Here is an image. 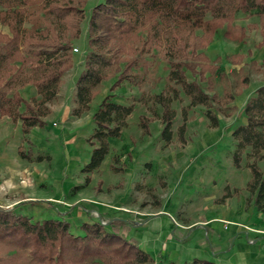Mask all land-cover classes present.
I'll return each instance as SVG.
<instances>
[{
  "label": "rangeland",
  "instance_id": "1",
  "mask_svg": "<svg viewBox=\"0 0 264 264\" xmlns=\"http://www.w3.org/2000/svg\"><path fill=\"white\" fill-rule=\"evenodd\" d=\"M104 1L85 0L83 4L80 34L72 41V47L78 52L72 49V58H75L71 66L74 84L83 70L88 52L85 26L90 12ZM257 22L255 17L242 13L236 15L233 24L245 30L241 41L226 39L224 30H217V36L212 41L214 45H208L203 51L208 61L217 65L218 73L221 72L213 77L211 89L202 82V77L185 72L188 81L195 80L205 92L215 94L217 102L209 110L217 117L218 125L211 126L204 106L190 108L181 131L183 144L178 135V126L183 123L181 109L188 104L183 93H180V102L172 103L176 117L169 144L161 137L157 119L152 118L146 123V131L142 127L141 118H151L145 99L160 93L165 87L167 63L160 53L147 58L145 71H142L144 79L138 80L139 87L124 81L110 90L114 77L102 81L89 109L80 117L72 115L76 107L72 84L63 85L61 91L58 90L59 96L47 105L49 110L50 105L52 109L44 118L45 124L32 128L26 135L22 133L19 121L16 124L8 117L0 116V208L31 221L48 218L62 220L68 223L74 235H83L80 228L83 223L99 222L105 230H109V223L117 219L133 229L131 225L140 227L147 221L157 220L161 214H167L177 223L194 226L193 236L186 244L202 238L201 254L196 259L213 262L217 257L220 261L224 260L226 254L237 250V245L230 250L231 243L226 244L225 237L216 241L211 231L206 235L204 228H198L202 226V219L226 214L237 223L264 228V212L259 215L253 196L247 189L251 179L247 160L243 157L238 166L234 164L235 142L231 137L232 131L243 123L242 109L252 96L251 91L264 84V73L256 71L251 65V62L264 60V45H259L261 38ZM3 30L4 26L0 25L1 34ZM223 40H227L228 45H224ZM232 51L234 54H231ZM238 55L242 58L241 62L233 63L231 60L236 61ZM10 66L19 67L14 62ZM70 72L71 68L63 75H70ZM244 76L249 78L245 87L241 83ZM0 79V84H3L8 76L1 75ZM12 92L26 101L37 98L31 83L15 87ZM228 94L231 99H228ZM107 95L112 102L133 104V110L120 135L108 138V152L100 166L89 170L85 167L93 148L89 142L95 128L92 115ZM23 109L22 105L19 111ZM262 165L259 162L261 168ZM93 202L100 204L101 208L116 206L127 214L118 212L110 217L104 216L102 209ZM213 228L216 233L220 232V223H212L210 230ZM230 231L231 227L226 234L229 235ZM241 236L234 239L250 245L245 233L242 232ZM257 246L264 251V237L260 238ZM204 249L210 254L202 251ZM164 254L157 249L154 262H185H179L177 255H170L165 263ZM0 264H28V257L24 251L0 242Z\"/></svg>",
  "mask_w": 264,
  "mask_h": 264
},
{
  "label": "trees",
  "instance_id": "2",
  "mask_svg": "<svg viewBox=\"0 0 264 264\" xmlns=\"http://www.w3.org/2000/svg\"><path fill=\"white\" fill-rule=\"evenodd\" d=\"M84 2L0 0V25L8 30L0 33V76H8L0 84V116L19 121L24 135L45 124L50 112L47 105L55 99L62 75L72 66V41L80 34ZM238 13L257 18L259 45H264V0H105L97 4L87 21L88 52L74 84L72 115L80 117L89 109L102 81L114 77L110 90L124 81L139 87L147 58L160 53L167 63L165 87L145 99L151 118H141L144 131L146 123L157 119L162 139L171 142L176 117L172 103L182 100L180 93L188 99L181 109L183 123L178 126L182 144L181 131L190 108L204 106L211 126H217L218 119L209 110L217 102L215 94L205 92L195 80L188 81L185 72L202 77L211 89L213 77L221 72L203 51L219 29L224 30L226 39H243L244 28L233 24ZM134 54L137 56H130ZM236 59L231 61L239 63L242 58L238 55ZM13 62L19 65L17 69L10 66ZM251 65L264 73V60ZM248 81L244 76L241 83L245 87ZM27 83L33 85L37 96L29 101L12 92ZM132 110L133 104L112 102L109 95L101 100L92 115L95 128L89 142L93 148L86 169L100 166L108 152V138L120 135ZM242 112L244 123L231 133L235 142L232 158L236 166L243 157L247 160L251 173L247 189L255 208L264 211V84L254 90ZM109 225L105 230L99 222L83 223V235H74L62 220L31 221L0 208V242L24 251L28 264H161L128 237L131 228L127 223L115 219ZM183 264L215 263L194 258Z\"/></svg>",
  "mask_w": 264,
  "mask_h": 264
},
{
  "label": "crops",
  "instance_id": "3",
  "mask_svg": "<svg viewBox=\"0 0 264 264\" xmlns=\"http://www.w3.org/2000/svg\"><path fill=\"white\" fill-rule=\"evenodd\" d=\"M7 31L8 30H6V27H4L3 33H7ZM85 32L87 33V26H85ZM217 33L218 31H216L214 35L215 37L217 36ZM226 41L225 40L222 41L224 45H228V42ZM211 45L212 46L214 45L213 42L211 43ZM210 47H208V49H210ZM233 51L231 52V54H234ZM234 52L236 53V51ZM72 60H73L72 61V67H73V63L75 61L74 56ZM228 65L230 64L228 63ZM72 67H71L70 75L68 74L62 75L59 92L61 91L63 85L68 86L72 84V86L74 87L73 78H72V72H73ZM257 87L253 88L251 94H253L254 90ZM59 92L56 95V98L59 96L60 94ZM51 109L52 108L50 105V111ZM2 118L8 119L7 116H3ZM242 121L244 123V117ZM16 124H19V122H16ZM93 205L97 206V208H101L100 204H96V203L94 204L93 202ZM77 208L79 207L77 206ZM101 209H102L101 213L104 216H109V217L115 215L118 212H123L127 214L125 210H120V208H117L116 206H108ZM263 212L264 211H259V215H261ZM215 222L220 223L221 226L220 232L216 233L215 232L216 229L214 230V228L210 230L211 224ZM131 227L133 229L130 230L129 235L136 241L137 246L143 251L148 252V254H151L152 257H156L155 255L157 249L161 250V252L165 253L164 254L165 263L168 260V256L170 255L173 256L177 255L180 258L179 262H183V261H191L192 259L200 256L201 254L200 247L203 246L202 238L194 240L193 243L186 244V242L190 239V237L193 236V233L195 231L194 226L177 223L176 221H173L172 218H168L167 214L165 215L161 214V216H159L157 220L149 221V222L147 221L143 226L134 228L131 225ZM229 227H231V231L228 235L226 233ZM198 228H204L206 235H208V232L211 231L216 241H219L222 239V237H225L226 244H228V242L231 243L230 250H232L234 246L237 245L236 247L237 250L226 254V258L224 260L220 261L219 259H217V257H215L216 260L213 261L214 263L264 264V251H262L261 247L257 246V242L260 240V238L264 237V228L245 225L244 223H237L233 221L230 217H227L226 214L220 217L214 216L209 219L204 218L202 219V226H198ZM242 232L245 233V236L248 238L250 245L243 243L242 241L238 242L237 239H234L235 236L242 237L241 236ZM202 251L207 252V250L205 249ZM207 253L208 255L210 254L209 252Z\"/></svg>",
  "mask_w": 264,
  "mask_h": 264
},
{
  "label": "built area",
  "instance_id": "4",
  "mask_svg": "<svg viewBox=\"0 0 264 264\" xmlns=\"http://www.w3.org/2000/svg\"><path fill=\"white\" fill-rule=\"evenodd\" d=\"M73 51H74V52H77V49H76V48H73Z\"/></svg>",
  "mask_w": 264,
  "mask_h": 264
}]
</instances>
